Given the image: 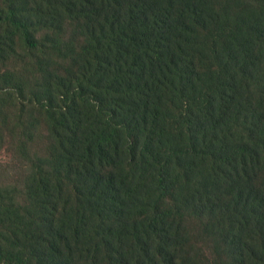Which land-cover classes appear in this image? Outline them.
<instances>
[{
	"label": "trees",
	"instance_id": "obj_1",
	"mask_svg": "<svg viewBox=\"0 0 264 264\" xmlns=\"http://www.w3.org/2000/svg\"><path fill=\"white\" fill-rule=\"evenodd\" d=\"M215 1L59 0L84 19L81 63L17 93L42 113L73 178L34 180L38 204L5 227L0 264H187L182 209L197 203L264 226V0L227 40ZM3 12L27 49H47L38 14L13 0ZM235 241L243 257L242 228Z\"/></svg>",
	"mask_w": 264,
	"mask_h": 264
},
{
	"label": "rangeland",
	"instance_id": "obj_2",
	"mask_svg": "<svg viewBox=\"0 0 264 264\" xmlns=\"http://www.w3.org/2000/svg\"><path fill=\"white\" fill-rule=\"evenodd\" d=\"M260 1H215L218 12L223 15V40L228 39L231 26L240 14L243 11L248 12V9L259 10ZM13 2L26 14H38L35 23L39 26L35 34L38 39L46 41L44 46L47 49H27L14 33L13 27L0 25V199L3 204L0 207V236L19 212L24 217L25 208H34L38 204L40 198L30 194L34 180L50 174L53 183L59 178L64 185L73 178L67 177L68 171L62 166L59 149L56 148L58 146L49 133L42 113L38 108L31 106L24 108L26 99L20 98L17 91L20 84L25 87L27 93L38 90L45 84L48 76L61 73L66 68H72L74 71L81 63L77 48L85 36L84 19L69 17L60 8L59 0ZM11 4L12 0H0V14ZM11 82L13 83L10 84ZM151 175L150 172L148 176ZM201 181V178H194L180 184L175 196H169L167 199L166 209L175 212L180 206L178 204L183 203L182 197L199 187ZM219 183L220 189L217 193L226 200L229 198V192L225 189L223 180ZM66 190L73 188L67 187ZM202 196L204 197L199 201L205 198V195ZM174 198L179 200L178 204ZM218 199L219 196L212 202L216 203ZM58 208L61 213L64 212L63 202L59 203ZM214 208L199 209L197 203L190 209H182L183 213L187 214V220L183 223V231L186 233V263L264 264V226L254 227L245 223L241 225L242 218L236 211ZM61 216L62 214L59 219ZM241 228L243 244L247 250L243 257L238 256L240 253L235 244ZM25 249H28L27 245Z\"/></svg>",
	"mask_w": 264,
	"mask_h": 264
}]
</instances>
